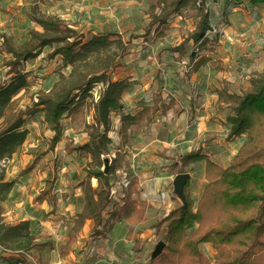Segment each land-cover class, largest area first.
<instances>
[{
	"label": "trees",
	"instance_id": "16d2710c",
	"mask_svg": "<svg viewBox=\"0 0 264 264\" xmlns=\"http://www.w3.org/2000/svg\"><path fill=\"white\" fill-rule=\"evenodd\" d=\"M209 1L154 0L150 5V21L145 32L154 31L163 35L175 14L186 6L195 7L200 18L195 29L189 31L187 41L192 39L194 45L202 41L201 44L205 45L206 31L211 28ZM242 1L224 0L228 8ZM251 2L261 4L264 0ZM29 16L41 29L35 26L29 28L28 37L20 44L10 34H4L0 42V54L7 57L5 67L10 76V81L7 78L9 82H0V120L4 124L0 130V160L21 153L29 133L24 124L27 121L40 122L42 118L53 135L48 142H40L28 150L33 159L21 173L33 170L41 162L42 156L48 151H55L63 139L65 114L84 113L86 106H89L91 120L85 122L82 129L88 140L66 146L68 153L76 152L82 160V174H85L79 184L83 196L74 217L76 225L71 238L60 247L61 256H66L75 242L76 233L87 219L94 221L95 228L103 224L104 213L112 202V188L121 177L123 164L127 162L122 145L128 141L129 127L147 118L150 108L145 106L134 115L122 114V142L115 156H112L113 138L109 135L113 129L112 117L123 111V96L131 82L128 78L114 79V72L122 64L120 58L117 60L116 53H110L107 48L111 39L119 42L124 49L125 42L119 37L112 38L115 35L112 31L93 34L85 39L70 23L43 11L36 4L32 6ZM185 41L170 50L186 53ZM57 44L59 46L55 47ZM48 46L53 48L51 57L61 55L64 65L71 66L70 75L61 76L49 92L40 93L38 102L30 105L26 111L13 112L15 95L22 88H28V74L24 71L26 62L37 58ZM195 57V52H192L189 62H193L195 70L209 60L205 56L198 60ZM97 83H102L103 89L97 99H92L90 91ZM215 91L218 93L217 105H221L219 109L226 112V123L230 125L229 139L242 135L245 138L227 166L207 158V183L195 209L186 183V201L179 198L170 212L156 224L160 232L166 223L158 239L165 246L159 255L150 257L148 264H264V69L252 76L246 88L231 90L228 85H223ZM88 97H91L90 101ZM108 156L110 169L105 172L104 160ZM203 158L206 156L200 150H192L178 154L172 160L184 172L192 163ZM60 164L59 159L54 160L53 169L48 172L37 200L56 201ZM93 178L97 179L95 186L92 184ZM137 182L136 177H130L129 185L124 189L123 203L111 212L112 217L133 224L145 219V204L138 206L137 199L133 198ZM15 183L14 179H5L4 171L0 172V245L13 251L6 257L8 264H32L31 258L36 259V255L32 254L34 250L42 251L46 247H53L54 243L48 236L38 234L29 220H7L6 203ZM206 242H211L217 249L215 261L202 248Z\"/></svg>",
	"mask_w": 264,
	"mask_h": 264
},
{
	"label": "crops",
	"instance_id": "0c3cea01",
	"mask_svg": "<svg viewBox=\"0 0 264 264\" xmlns=\"http://www.w3.org/2000/svg\"><path fill=\"white\" fill-rule=\"evenodd\" d=\"M42 1L40 0L41 3ZM7 2L16 4L17 9L10 18H3L5 16L1 10H8ZM33 4L31 0H0V42L4 34L11 32L10 25L6 24L7 21H10L11 25L16 24V29L25 27L29 30L28 28L35 26L29 16ZM20 10L28 15L27 19L33 24L22 19V22L17 23L20 20L14 19V15ZM21 16H24V13ZM24 23H27V26ZM135 60L125 61V64L131 65L125 67L130 73L119 75V70H116L113 74L114 79L128 78L131 85L123 96L125 104L123 111L115 113L112 117L113 129L109 135L113 138L112 155L115 156L122 142L120 134L122 114L134 115L145 106L150 108L147 118L140 124L129 127L128 141L122 145V152L125 153L127 162L120 170L121 172L126 169L130 177L138 179L133 198L137 199L138 206L145 204V219L141 223L133 224L112 217L111 212L123 203V199L117 197L105 211L103 224L95 228L94 221L87 219L76 233L75 242L69 253L61 256L60 247L71 238V232L76 225L74 217L81 206L80 198L83 196V189L79 184L85 174L79 173V176L70 180L66 178L67 176L65 178L62 176L61 159L67 152L66 146L69 140L68 137L64 138L65 134L60 141L62 145H57L56 150L49 154L46 164L43 165L44 161L39 162L33 170L22 174L25 166L33 159L28 152L29 148L35 147L40 142L29 144L27 147L25 144L20 154H13L20 158L28 153L29 158L24 168L19 170L21 182H16L11 190L5 215L12 211L16 217L20 216L19 220L14 222L29 220L38 234L48 236L52 240L53 247H46L42 251L34 250L35 254L32 253L42 258V264L45 262L43 258L47 251L49 258L46 264H148L159 242V236L165 228L163 226L158 232L156 224L170 212L179 199L174 192V179L182 171L178 170L179 165H176L172 158L192 150H200L206 156L192 163L186 170L189 172L188 191L194 201L195 209L207 183V158L220 161L227 166L241 146L243 137L235 139L228 137L229 127L225 125V113L217 108L218 94L213 92V80L210 76L208 78L206 74L199 72L203 65L195 70L188 63L184 72H179L178 69L177 81L175 77L169 75L170 79L173 78L174 85H171L176 92L171 96L169 92L155 90L157 87L152 86L153 81L140 85L139 76L134 72V69L137 70ZM156 75L159 77L160 72ZM216 87L220 88L218 85ZM76 140V144L85 143L88 136L81 132ZM213 151L216 153L214 154ZM74 153L78 157L77 153ZM55 159L61 161L55 189L56 201L37 200V196L44 188L48 172L53 169ZM41 172H43L42 182L37 185V178ZM92 184L94 186L97 184L96 178L92 179ZM72 197L76 198L77 206L75 204L73 207L68 206V200ZM7 220L10 221L8 218ZM202 248L212 261L217 259V249L211 242L202 244ZM36 259L32 264H39Z\"/></svg>",
	"mask_w": 264,
	"mask_h": 264
},
{
	"label": "rangeland",
	"instance_id": "374dc122",
	"mask_svg": "<svg viewBox=\"0 0 264 264\" xmlns=\"http://www.w3.org/2000/svg\"><path fill=\"white\" fill-rule=\"evenodd\" d=\"M61 1L53 0L51 2L43 0L41 3L40 0H31L32 4L34 2L33 6L36 4L49 14L62 18L65 17L64 20L69 18L65 21L76 28L79 33H82L85 39L90 38L93 34H105L112 31L115 34L112 38L119 37L123 39L126 45L124 49L119 42L111 39L107 48L110 53H116L117 60L120 58L122 66L116 69L119 70L118 74L128 73L129 69L125 67L131 65L125 64V61L136 59L134 63L137 65V70L134 69V72H136V76H139V84L144 85L145 83L148 84L149 81H153L154 84L152 86L157 87L155 90L169 92L171 96L176 92L172 89L174 87L172 86L174 85L173 78L170 79L168 76L175 77V81H177L176 71L178 69L179 72L185 71L192 52H195V60L201 59L202 56L209 59L203 64L199 72H202L204 75L206 74L208 78L209 76L212 78L214 93H217L215 91L218 88L216 87L217 85L220 87L228 85L231 90L234 88H246L250 85L252 76L264 69V3L254 4L251 0H243L235 7L228 8L224 0H210L207 6L211 17V28L207 29L205 34L207 42L204 45L200 41L197 45H194L195 41L192 39L187 41V38L190 35L189 31L195 29L196 22L200 18L198 15L199 11L195 7L186 6L182 8L173 16L163 35H159V33H155L154 31L151 33L145 32L150 21V5L153 4L154 0ZM7 4L8 10H1L5 16L3 18H10L15 9H17L16 4L13 2H7ZM23 13L24 16H21ZM27 16L23 10H20L14 15V19L20 20L17 22L18 24L22 22L21 19L31 24L33 21L31 22L30 19H27ZM6 24L10 25V34H12L17 44L22 43L28 37V30L25 27L24 29L22 27L16 29L17 25H11L10 21H7ZM24 24L27 26V23ZM184 40L187 41H185L186 43L184 42L186 53L181 54L178 51L170 50L171 47H176ZM54 46L57 47L59 45ZM52 50L53 48L48 46L37 58L26 62L24 71L28 74V88H22L15 95L13 101L16 104L13 112L20 113L26 111L30 105L38 102L40 93L49 92L53 84L61 76L67 77L70 75L71 66L64 65L61 55L51 57ZM121 54H125V56L120 57ZM6 58L5 54H0V76L9 78L10 81V76L5 67ZM157 72H160L159 77L156 75ZM101 84L97 83L92 87L90 91L92 99L99 97L103 89ZM152 89L154 90V88ZM87 99L90 101L91 97ZM220 106L217 105L219 111H221L219 109ZM224 115L225 125L229 127V123H226V112ZM24 116L27 117L26 113ZM90 120L91 110L88 105L84 109V113L65 114L63 124L65 128L64 138H69L67 144H76V139H78L79 134L85 127V122H89ZM39 121L34 123L27 121L24 124V128L29 130L24 143L26 147L29 144L43 141L48 142L53 135V132L46 127L44 120L41 118ZM3 127L4 124L0 120V130ZM238 137L245 138L244 135ZM59 145H62L61 142H59ZM57 151L60 152L59 149ZM51 152L48 151L47 154L42 156L41 162L44 161L43 165L46 164L45 162L48 160L47 158ZM213 153L215 154L216 151H213ZM62 157L61 166L63 167L61 173L64 178L67 176L68 180L74 179V177L79 176V173H82V160L76 157L75 153L66 152ZM28 158V153L26 156L23 154L20 158L14 155L10 158H4L0 160V172L4 171L6 180L14 179L16 182H21L18 173L19 170L24 168ZM106 158L110 159L109 156ZM41 175H43V172L37 178V185L42 182ZM23 180L25 182V179ZM75 199V197L70 198L68 206L73 207V204L77 206V200ZM12 208H9V210ZM6 217L10 221L13 220V222L20 218V216L16 217V214L12 211ZM163 226H166V223L162 225L161 229ZM34 252L33 254H35ZM7 256L3 252H0V264H8L6 262ZM36 258L39 264H42V258L40 256H36ZM48 258L47 251L43 260L46 262ZM34 259L31 258L32 261ZM45 262L43 264H46Z\"/></svg>",
	"mask_w": 264,
	"mask_h": 264
},
{
	"label": "water",
	"instance_id": "95a60500",
	"mask_svg": "<svg viewBox=\"0 0 264 264\" xmlns=\"http://www.w3.org/2000/svg\"><path fill=\"white\" fill-rule=\"evenodd\" d=\"M109 169H110V159L105 158L104 170H105V172H109ZM188 178H189V172L184 171V172L178 173L174 179V192L184 202L186 201L185 185L188 181ZM164 246H165V243L163 241H159L156 244V247L152 253V256L156 257L157 255H159L161 253V251L163 250Z\"/></svg>",
	"mask_w": 264,
	"mask_h": 264
},
{
	"label": "built area",
	"instance_id": "2783aa9c",
	"mask_svg": "<svg viewBox=\"0 0 264 264\" xmlns=\"http://www.w3.org/2000/svg\"><path fill=\"white\" fill-rule=\"evenodd\" d=\"M6 80H7L6 77L0 76V82H2V81L4 82ZM101 85L103 86V84H101ZM121 172H122L121 177L117 180L116 184L112 188V202L117 197L121 198V199H123L125 197L124 189L129 185V182H130V176H129L128 171L126 169H123ZM0 250L3 253H6L8 255L13 253L12 250L5 249L1 245H0Z\"/></svg>",
	"mask_w": 264,
	"mask_h": 264
}]
</instances>
